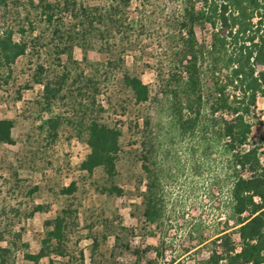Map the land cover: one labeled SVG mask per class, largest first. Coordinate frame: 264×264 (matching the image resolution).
Listing matches in <instances>:
<instances>
[{"label": "rangeland", "instance_id": "1", "mask_svg": "<svg viewBox=\"0 0 264 264\" xmlns=\"http://www.w3.org/2000/svg\"><path fill=\"white\" fill-rule=\"evenodd\" d=\"M45 1L54 0H9L7 9L0 12L1 25L22 29L29 43L26 54L13 66L8 84L0 88V120L14 122L13 144H0V247L10 250L0 264H34L25 256L40 251L45 221L62 209L72 213L64 256L52 254L36 264H134L135 250L140 264L150 260H157L154 264H199L207 257L210 242L233 223H225L228 188L222 159L216 151L203 162L194 155L196 139L177 134L169 122L164 91L156 81L157 71L171 69L180 45L175 23L180 4L176 0H71L75 5L72 15L61 5L48 25L42 17ZM110 5L118 7L115 25L108 33L95 26L96 31L84 38L80 7L104 10ZM195 35L199 43L208 45V27L195 28ZM70 42L74 43L73 61L82 62L83 47L90 63L106 61L108 43L116 51L114 67L124 59L151 88V103L137 108L115 72L101 78L109 86L99 98L105 108L103 117L122 131L115 180L123 190L121 197L109 194L112 183L100 170L91 175L79 170L89 153L85 142L76 137L85 108L66 94L50 105L42 98V86L32 80L40 67L60 76L67 56L59 52ZM72 68L78 71L75 65ZM80 69H85L82 63ZM257 109L261 125L253 127L250 143L258 147L264 168V99L258 98ZM148 113L154 149L147 165L160 178L158 193L165 209L162 222L155 225L141 219L139 193L145 191L147 176L141 172L134 125L137 117ZM52 118L58 121L55 134L46 123ZM139 179L143 182L138 186ZM71 183L76 191L63 195L62 189ZM37 206L44 210L36 212ZM119 223L133 231L122 233ZM114 231H120L121 245L129 244L131 251L121 245L114 249V239L109 237ZM232 237L238 242L235 234ZM161 242L165 245L155 259L148 247Z\"/></svg>", "mask_w": 264, "mask_h": 264}, {"label": "trees", "instance_id": "2", "mask_svg": "<svg viewBox=\"0 0 264 264\" xmlns=\"http://www.w3.org/2000/svg\"><path fill=\"white\" fill-rule=\"evenodd\" d=\"M8 1L0 0V12L7 9ZM71 2L45 1L44 22L52 25L61 5L71 16L75 10ZM176 2L180 4V15L175 22L181 36L180 45L173 54L171 69L167 73L157 71L156 81L164 91L169 122L177 134L182 139H196L194 155L203 162L216 151L222 159L221 170L228 188L225 223H233L210 242V251L199 264H264V168L258 147L250 143L253 127L261 125L257 100L264 99V0ZM117 9L113 5L104 10L81 6L78 17L82 18L79 21L82 36L85 38L95 32V26L105 28L108 33L109 27L115 25L113 18ZM2 25L0 21V88L8 84L13 66L29 49L25 31ZM197 27L210 29L208 45L198 42ZM106 45L108 58L105 62L90 63L83 47L80 48L84 57L82 62H77L72 59L74 43L70 42L59 52V55L67 56L61 75H50L40 67L32 80L42 86V98L50 105L66 94L73 103L79 102V106L85 108L83 119L76 127V137L85 142L89 153L79 170L88 175L100 170L112 183L109 194L121 197L123 190L115 180L122 153V131L103 117L105 108L99 98L109 86L101 78L108 72H115L119 84L131 96L134 107L151 103L152 95L150 86L125 65L124 59H119V66L114 67L116 51L108 43ZM81 63L85 69H80ZM74 65L78 71L73 70ZM46 123L55 134L56 118ZM134 125L141 172L147 176L145 191L139 193L141 219L155 225L162 222L165 209L158 193L160 178L147 165L154 149L150 114L137 117ZM13 128V120H0V144H13ZM142 182L143 179H139L138 186ZM75 191V184L71 183L62 189V194L71 195ZM35 209L36 212L44 210L42 206ZM71 215L69 209H62L54 219L45 221L46 236L41 249L36 255H26L27 261L36 264L52 254L64 256ZM117 228L122 233L133 231L122 227L121 223ZM120 231L109 236L114 239V249L121 245ZM234 234L238 242L233 239ZM164 245L161 242L159 246L148 247L154 252L155 259L161 255ZM121 246L124 251H131L129 244ZM9 252L8 248L0 247L1 262ZM132 253L137 258L134 264H140L139 251ZM156 261L150 260L146 264Z\"/></svg>", "mask_w": 264, "mask_h": 264}]
</instances>
